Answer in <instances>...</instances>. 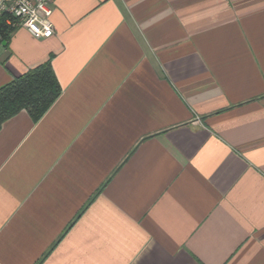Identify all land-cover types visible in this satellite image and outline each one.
<instances>
[{"label": "crops", "instance_id": "0c3cea01", "mask_svg": "<svg viewBox=\"0 0 264 264\" xmlns=\"http://www.w3.org/2000/svg\"><path fill=\"white\" fill-rule=\"evenodd\" d=\"M0 43V264H264V0H55Z\"/></svg>", "mask_w": 264, "mask_h": 264}, {"label": "trees", "instance_id": "16d2710c", "mask_svg": "<svg viewBox=\"0 0 264 264\" xmlns=\"http://www.w3.org/2000/svg\"><path fill=\"white\" fill-rule=\"evenodd\" d=\"M14 30L0 26L2 40ZM61 93L60 85L48 60L28 69L21 76L0 88V126L21 110L37 122Z\"/></svg>", "mask_w": 264, "mask_h": 264}, {"label": "built area", "instance_id": "2783aa9c", "mask_svg": "<svg viewBox=\"0 0 264 264\" xmlns=\"http://www.w3.org/2000/svg\"><path fill=\"white\" fill-rule=\"evenodd\" d=\"M54 3L55 0H0V26L13 30L22 27L35 39L50 38L54 34Z\"/></svg>", "mask_w": 264, "mask_h": 264}]
</instances>
